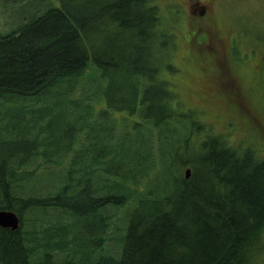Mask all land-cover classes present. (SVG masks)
<instances>
[{
  "label": "trees",
  "instance_id": "obj_1",
  "mask_svg": "<svg viewBox=\"0 0 264 264\" xmlns=\"http://www.w3.org/2000/svg\"><path fill=\"white\" fill-rule=\"evenodd\" d=\"M15 1L25 20L0 32V210L21 225L0 226V264H263L264 150L182 109L161 0ZM114 31L101 53L92 34Z\"/></svg>",
  "mask_w": 264,
  "mask_h": 264
},
{
  "label": "rangeland",
  "instance_id": "obj_2",
  "mask_svg": "<svg viewBox=\"0 0 264 264\" xmlns=\"http://www.w3.org/2000/svg\"><path fill=\"white\" fill-rule=\"evenodd\" d=\"M170 1L172 0H161V3L165 5ZM214 2L216 4L222 2L221 11L216 10V20L221 28H232V35L242 32L247 48L244 47L252 54L240 57L247 60L238 61L240 65L232 63L234 82L225 83L224 70L222 68V74L216 55L194 54L189 38L180 34V37H170L167 43L169 46L175 40L178 41L175 55L171 58L175 60L169 68L168 76L173 82L176 80V88L184 103L183 110H186L185 107L194 110L195 118L213 126V130L221 134L230 144L240 145L242 150L258 146L262 151L264 150V67L258 69L257 65L260 60L264 63L262 58L264 50L262 45L259 43L255 45L253 40L257 41L258 38L264 37V0H214ZM25 15L20 2L0 0V32L14 29L25 20ZM186 31L187 29L184 28L183 33ZM121 40V35L116 31L109 36L92 34L93 45L101 53L104 52V46H109L112 41L122 42ZM209 50L211 51L210 48ZM188 53H192L193 55L190 56L194 59L188 57ZM204 60H212V62L205 65ZM258 79L259 83L256 86L253 83ZM234 87H238L236 90L240 88L241 92H234ZM15 99L10 102L12 107L18 105ZM5 100L6 97H0V108L5 105ZM258 154L262 156L264 152L259 150ZM56 174L58 175V171ZM43 175L47 176L46 173ZM39 211L34 209L32 212ZM28 216L24 227L30 224ZM50 219H52L50 216L48 218L43 216L41 222H48ZM124 226L125 221L120 216L112 230L121 234ZM260 261L264 264V255Z\"/></svg>",
  "mask_w": 264,
  "mask_h": 264
},
{
  "label": "flooded vegetation",
  "instance_id": "obj_3",
  "mask_svg": "<svg viewBox=\"0 0 264 264\" xmlns=\"http://www.w3.org/2000/svg\"><path fill=\"white\" fill-rule=\"evenodd\" d=\"M163 9L172 25L171 30L174 33V38L180 37V34L187 36L194 54L203 56L215 54L219 67L226 68L228 71L225 77L234 82L235 75H231L229 69H232L231 65L235 60L243 57L240 54L235 57V49L238 50V53L241 52L239 47L242 46L245 38L240 35L239 38L234 39L232 28L224 29L219 25L216 20V10L221 11L222 2L216 4L214 0H172L163 5ZM184 28L187 31L183 33ZM174 42L175 47L171 51V58L175 55L178 47V41L175 40ZM253 43L255 45L259 43L264 50V37L258 38L257 41L253 40ZM188 54V57L193 55L192 53ZM249 54L251 55L252 52L245 50L243 53L244 56ZM262 58L264 59V56ZM191 59H194L193 56ZM242 60H245V58ZM211 62L212 60H204L205 65H209ZM231 77L232 79H230Z\"/></svg>",
  "mask_w": 264,
  "mask_h": 264
},
{
  "label": "water",
  "instance_id": "obj_4",
  "mask_svg": "<svg viewBox=\"0 0 264 264\" xmlns=\"http://www.w3.org/2000/svg\"><path fill=\"white\" fill-rule=\"evenodd\" d=\"M191 168H187L185 171V177L191 176ZM21 225V217L18 213L8 209L0 210V226L7 227L12 230H16Z\"/></svg>",
  "mask_w": 264,
  "mask_h": 264
}]
</instances>
